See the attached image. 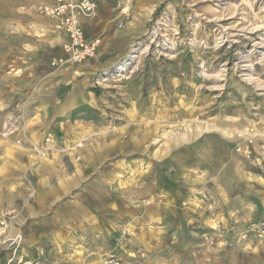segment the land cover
<instances>
[{"label": "rangeland", "instance_id": "obj_1", "mask_svg": "<svg viewBox=\"0 0 264 264\" xmlns=\"http://www.w3.org/2000/svg\"><path fill=\"white\" fill-rule=\"evenodd\" d=\"M42 1L31 0L26 20L11 11L17 0H0L1 57L14 53L11 42L32 35L59 46L63 31L40 12ZM123 6L111 39L100 42L93 57L71 65L78 72L65 88L74 86L76 103L58 116L64 131L52 127L32 140L46 151L43 160L55 157L67 173L18 168L0 175V264L19 258L42 264H170L169 250L159 256L149 236L163 226L147 216L154 199L187 190L203 171L209 186L193 195L205 200L203 214L221 211L223 201L231 213L232 192L217 190V174L233 182L234 167L264 170V137L252 143L246 137L238 150L235 136L249 129L264 134V0H124ZM18 23L21 32L14 31ZM55 49L53 43L45 55L53 56ZM21 110L0 127V137L18 135L14 145L30 158L36 150L15 143L29 139L28 112ZM185 152L182 173L169 159ZM71 157L84 173L67 185L77 178ZM96 183L99 200L90 193ZM149 185L155 189L148 192ZM199 185L193 183L197 190ZM119 186L128 188L121 193ZM141 188L146 194L140 195ZM184 204L177 202L178 213ZM121 209L122 217L111 212ZM118 218L124 228L110 237L109 223ZM190 224L207 230L203 250L210 262L236 249H264L263 212L242 223Z\"/></svg>", "mask_w": 264, "mask_h": 264}, {"label": "crops", "instance_id": "obj_2", "mask_svg": "<svg viewBox=\"0 0 264 264\" xmlns=\"http://www.w3.org/2000/svg\"><path fill=\"white\" fill-rule=\"evenodd\" d=\"M96 1L99 8L98 15L96 18L86 21L84 29L88 37L100 36L101 46H103L107 39H111L113 30L115 29L114 32L118 31L113 23H115L114 21L117 17L123 14L124 0ZM45 2L43 0L41 4ZM11 9L14 15H23L26 20L30 18V14L33 12L31 0H17ZM21 27L22 24H16L14 31L21 32ZM65 39L66 36L62 33V40L58 46L55 40L54 42L46 41L32 35L30 38H24L23 41L16 40L14 43L11 42L9 45L11 51L15 48L12 55L8 57H1L0 55V127L6 125V123L16 117L18 110L24 106L25 111L28 112V115L25 116L27 117L26 120L28 119L27 121L25 120L24 124L27 131L25 133L30 140L41 139L52 127H57L56 130L54 129L56 132H58V127L64 131V124L58 119V116L62 115V111L71 109L76 103L74 98H71L74 86L72 85L67 88L65 86L68 83H70L69 85L73 84L70 74L74 76V73L78 71L74 70L72 73L70 71L71 65L60 70H52L49 66V61L53 56L62 52L61 44ZM53 43L57 47V50L55 49L56 52H54L55 54L53 56L45 55L47 48L53 45ZM16 137L18 135H12V137L10 136L5 139L0 137V175L5 176V173L13 174L18 171V168L20 171H25L29 168L36 173H67L65 166L61 165L55 157L47 160L41 159L37 162L33 158L36 156L28 158L24 152H21L14 145L13 140ZM19 153L22 154L18 156ZM188 153H180L169 159L170 162L177 163L178 169L182 173H185L187 168ZM72 161L74 166H77L74 172L77 178L66 180L64 184L67 185L81 179L84 173L78 167V161L76 162L73 158ZM107 175H111V172H107ZM217 175V190L232 192L229 195L232 198L231 203L233 204L232 211L229 210L231 213H228L226 201H223L224 206L220 205L221 211H213L212 215L203 214L202 208L203 204L206 203L205 200L202 197L193 198V195L196 196V191H204L209 186L207 174L203 171L197 175V180L195 179L194 182H191L187 190L180 193L173 192L174 196L169 197L168 200L156 198L153 204H150L146 208L147 216L148 218L152 217L154 224L158 223L159 226L163 223V226L152 228L153 232L149 233V236L151 235L154 250L158 252L159 256L161 254H163V257L166 256L164 252L165 250H169V259L172 262L170 264H264V249L255 250L256 247L252 251L242 253L239 252V249H236L227 258L223 254L218 255L216 259H212V262L208 261L209 257L206 251L203 250V246H206L203 245V242L204 234L207 230H194L193 225L190 224L191 222L192 224L197 223L208 226L213 222L226 223L229 221H239L242 223L248 216H259L262 212L264 216V170L255 168L245 171L244 169L234 167L233 176L235 181L233 182H225L221 179L220 176H223V174L220 175L218 173ZM112 183V177H108L107 184L111 186L113 185ZM193 183H200V190L194 188ZM116 184L125 185L122 181ZM147 187H149V190L147 189L148 192L152 188L155 189V186L152 185ZM126 188L125 186H119L121 193L126 191ZM100 189L97 183L90 188L91 196L96 200H99ZM140 191H144L140 195L146 194L145 188H141ZM126 194V196L135 195H130L129 191ZM140 195L135 197L138 198ZM180 200L185 202V206L184 208L182 207V212L178 213L176 204ZM73 203L78 204L80 201ZM80 207H82L81 203ZM200 207L202 208L200 209ZM111 212L116 213V217H122L123 215V209L120 212L117 210H112ZM119 219H115V221L109 223L111 226V230L109 231L110 237H115L116 231L124 228V222ZM104 224L107 225L108 223ZM164 227H167L166 231L169 232L168 234H166ZM143 234H145L144 231L143 233L138 232V239L142 238ZM166 239H168L167 242ZM165 246H168V249ZM198 250L200 252H197ZM198 253L199 255H197Z\"/></svg>", "mask_w": 264, "mask_h": 264}, {"label": "built area", "instance_id": "obj_3", "mask_svg": "<svg viewBox=\"0 0 264 264\" xmlns=\"http://www.w3.org/2000/svg\"><path fill=\"white\" fill-rule=\"evenodd\" d=\"M98 3L96 0H53L45 2L40 5L39 10L43 15L49 16L56 21V26L63 31L66 39L61 44V53L53 56L49 61V66L52 70H60L70 65L80 64L88 58L95 55L98 46L100 45V36L88 37L86 36L84 23L88 20L96 18L98 15ZM24 106L22 112L24 113ZM23 113L21 117L23 116ZM8 125V124H7ZM7 128H10L7 126ZM8 131L13 132L9 129ZM263 133H256L254 129L249 131H237L235 136L238 144V150L241 146L239 141L248 137L249 142H253L258 135ZM7 136V133H3ZM47 142L52 140V137H46ZM18 147H26L28 149L36 150L37 155L45 158L46 151L40 145L32 144L33 141L26 139V142H21L20 139L15 140ZM20 235L13 239L12 244L18 243ZM42 264L39 260L34 259H10L9 264Z\"/></svg>", "mask_w": 264, "mask_h": 264}, {"label": "bare ground", "instance_id": "obj_4", "mask_svg": "<svg viewBox=\"0 0 264 264\" xmlns=\"http://www.w3.org/2000/svg\"><path fill=\"white\" fill-rule=\"evenodd\" d=\"M34 156H36V157H33L35 160H37V159L39 158L38 155H34ZM37 157H38V158H37ZM39 159H43V158H39Z\"/></svg>", "mask_w": 264, "mask_h": 264}]
</instances>
